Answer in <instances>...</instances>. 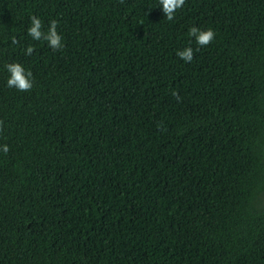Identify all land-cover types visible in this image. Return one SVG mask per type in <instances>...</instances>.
<instances>
[{
  "label": "trees",
  "instance_id": "16d2710c",
  "mask_svg": "<svg viewBox=\"0 0 264 264\" xmlns=\"http://www.w3.org/2000/svg\"><path fill=\"white\" fill-rule=\"evenodd\" d=\"M0 121V264H264V0H0Z\"/></svg>",
  "mask_w": 264,
  "mask_h": 264
},
{
  "label": "clouds",
  "instance_id": "9594fccd",
  "mask_svg": "<svg viewBox=\"0 0 264 264\" xmlns=\"http://www.w3.org/2000/svg\"><path fill=\"white\" fill-rule=\"evenodd\" d=\"M186 0H159V5L162 6V11L168 21L175 18L177 10L181 9ZM58 21L52 20L49 23L47 31H43V22L35 15L30 17V27L27 29V35L35 41H46L49 48L52 50H60L64 45L62 36L57 31ZM187 35L193 37L200 47L209 45L216 36V33L211 28L201 30L198 27H191ZM13 43H17L14 39ZM34 52V47L29 45L25 50L26 56H31ZM176 55L186 63L192 62L194 59V50L192 47H186L183 50H178ZM9 77L7 79V86L14 88L20 92H29L33 88L34 79L31 70H26L20 63H8L6 65ZM177 96V93H173ZM3 130V121H0V131ZM0 151L4 154L9 152V146L4 144L0 146Z\"/></svg>",
  "mask_w": 264,
  "mask_h": 264
}]
</instances>
